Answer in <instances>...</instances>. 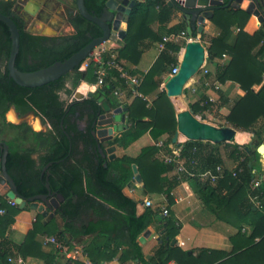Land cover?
Here are the masks:
<instances>
[{
    "label": "trees",
    "instance_id": "trees-1",
    "mask_svg": "<svg viewBox=\"0 0 264 264\" xmlns=\"http://www.w3.org/2000/svg\"><path fill=\"white\" fill-rule=\"evenodd\" d=\"M84 1L90 14L96 17L101 15L106 0ZM12 6L13 1L0 0V13L11 16L19 29V53L15 66L23 72L35 71L48 67L54 62L63 61L94 38L102 35L97 25L78 13L69 19V24L74 29L71 35L52 38L29 35L23 30L17 15H13ZM174 11L163 0L138 2L129 16L124 38L125 45L117 48V60L124 59L136 64L139 57L138 46L146 38H151L153 42H162L164 36L181 31L188 36H194L195 32L189 34L184 22L167 27ZM249 18L248 13L232 6L216 9L211 20L218 27L219 33L210 39L206 51L208 60L212 62L221 59L223 55L229 57L225 64L215 63L212 81L220 84L228 81L235 83L245 93L230 107L229 113L223 117L225 125L220 127H231L237 131L252 133V146L246 151L248 145L235 143L230 145L229 157L236 161L234 176L232 172L225 171L223 177L220 176L214 182L201 180L199 176L183 175L181 178L191 180L196 191L202 195L207 204L232 216V219L242 220L252 227L249 236L246 237L238 231L231 238L235 244L234 249L239 251L233 252L234 254L232 253L233 255L228 258V254L214 250L199 249L193 256L192 253L183 252L177 247H168L167 242L173 240L179 229L174 221L167 217L168 215L160 217L157 211L147 208L140 216H136V202L122 193L133 177L132 165H138L146 190H151L156 184L164 185L170 182L161 175L174 169L172 163L151 159L156 151L155 147L143 148L136 159L126 156L116 158L107 162L105 167L106 160L99 153V142L93 135L96 128L94 123L100 114V105L91 98L74 101L70 104L69 110L74 116L73 121L69 120L65 113L66 100L72 97L81 82L90 85L97 82V65L93 61L89 60L84 70L76 68L58 80L36 88L21 87L8 78L7 74L2 75L0 72V142H5L9 147L7 171L14 180L18 193L24 198L39 193L46 194V184L52 193L60 194L64 198L59 209V215L64 220L63 228L56 233L57 239L71 246L77 237L95 232L96 237L113 242L109 233L102 235L101 232L105 227L99 224H90L89 227L81 229H73L68 225L67 221L82 210L83 203L91 205L95 201L93 197H98L126 213L119 217L125 231L122 243L127 247L124 259L129 255L131 259H137L140 264H166L172 259L178 264H264V215L259 211V208H264V179H261L259 187L253 189L251 187V181L255 177L253 170L262 172L260 159L264 152V149H261L264 145V84L257 92L252 90L254 85L262 83L264 76V23L259 25L255 33L249 35L244 31ZM152 21H156L159 26L156 31L149 26ZM234 26L239 30L235 36H232L231 28ZM182 44L183 42L177 45L165 44L154 64L142 74L141 84L137 88L139 96L133 97L131 90L115 70L107 72L104 83L97 90L104 95L110 106L115 108L121 104L114 95L117 89L125 90L127 99L132 98L127 105V119L130 126L116 137L112 144L126 148L147 131L154 142L166 135V140L163 141L165 148L172 143L176 132L175 111L165 92L157 90L162 83L159 76L168 74L177 66V53ZM10 47L8 28L0 22V64L6 66ZM27 55L33 60L37 59V62L31 65L24 62L23 59ZM108 58V54L103 57L105 60ZM129 73L135 74L133 71ZM207 77L209 78V74ZM212 88L219 95V103L216 107L220 109L227 106L228 99L221 91ZM62 92L66 94L67 99H60ZM151 93L153 98L150 101L144 99V96H149ZM189 106L193 115L202 116L203 112L211 111L214 102L201 95L199 100L190 103ZM11 107L17 111L22 109V112L36 110L42 120L49 123L51 129L47 132H35L26 124L16 125L7 122L5 115ZM144 118L147 120H143ZM80 122L84 123V126H81ZM221 144L227 146L228 143ZM221 144L185 141L174 145L181 148V156L186 159V168L192 169L198 175L208 169L219 168L221 172L223 171L224 163L218 149ZM36 152L40 153V165L37 168L35 161L30 158V154ZM142 159L145 163H141ZM44 167L46 169L41 176ZM111 172L114 176L110 180ZM178 183L179 180L173 179L163 193L168 195L170 189ZM107 192L112 198L105 194ZM255 201L259 203L257 209H254ZM0 204L5 209V214L0 216V264H8V258L19 247L10 246L5 232L14 222V216L19 210L17 206L8 205L1 196ZM38 217L41 215L39 214ZM155 219L156 223H154ZM150 224L155 225L158 231H162V243L151 258L146 259L136 243V238ZM36 226L37 223H34V229L29 233L30 239L36 231ZM257 238L259 241L256 242ZM83 248L85 250L86 247ZM86 251L90 257L89 249L86 248ZM222 258L224 260L216 262ZM90 260L94 264H99L91 257Z\"/></svg>",
    "mask_w": 264,
    "mask_h": 264
},
{
    "label": "crops",
    "instance_id": "crops-1",
    "mask_svg": "<svg viewBox=\"0 0 264 264\" xmlns=\"http://www.w3.org/2000/svg\"><path fill=\"white\" fill-rule=\"evenodd\" d=\"M143 1L144 0H141L140 2ZM73 3L75 5V0H73ZM156 11H158V8H156ZM56 18L59 19L57 16ZM181 22L185 23L189 34L193 33V31L190 28V23H188V21H186L183 18L182 14H180L178 11H174L173 18L171 22L167 25V27L173 26ZM149 26L154 31H156L159 27L156 21H152L149 24ZM258 28H259V24L256 18L250 15V18L248 19L246 26L244 27V31L247 34L252 35L253 33H255V31ZM238 30L239 29L237 27L235 26L232 27L231 28L232 36H235ZM218 33H219L218 27L215 26L212 20H209L206 21V23L204 24L202 33L196 32L194 36H190V37H194L198 39L200 43L204 46L205 41L203 38L209 36L211 39L217 36ZM201 34H203V37H201ZM104 44L105 47L113 46L112 41H108ZM165 44L166 43H162V42H153L151 38H146L138 46L139 57L136 64L128 62L124 59L119 61L124 65V67L128 71H133L135 73L134 75L142 78V74L146 73L150 69V67L154 64L159 53L161 52L160 51L161 47L164 49ZM184 45L185 44L183 42L182 46L180 47V50L177 53L178 62L181 57V48H183ZM114 51L117 54V49H114ZM206 52L207 51H205V53ZM228 60L229 57L227 55H225V57L223 55L221 59L215 60L213 62L208 60L209 65L207 67L206 64L205 68L208 70V74H209V78L206 77V81L209 82L210 86L205 87L202 85L201 86L197 85L198 89L196 93L200 97L201 95H203L207 97L211 102H215L216 98H219V95L218 92L213 90L212 87L213 85L214 87L216 85L217 89L223 93L225 98L228 99L227 106L220 108L221 110L225 111L224 113L225 115L229 113L230 107L237 100L242 98L245 94L235 83L228 81L224 84H220L217 81L214 82L212 81L213 80L212 76L215 70V63L223 62V64H225ZM85 63L80 67V70L85 69ZM171 71L168 74H163L159 76V78L162 79V83L160 84V87L158 88L157 91L164 92L163 84L166 81V79L170 77ZM193 77L196 78V75H194ZM194 80L195 79L191 81L194 82ZM263 84H264V76L262 83L259 85H254L252 87V90L254 92H257ZM83 85L86 86L88 91H95L99 87L97 84L90 85L88 83L81 82L77 87L78 91L81 92L80 87ZM193 85H194L193 83L190 84V86ZM88 91H86L85 93H87ZM119 92H120V97L119 98L116 97V99L119 100V102L121 103L120 106L127 107V105L132 101V98L127 99L125 97V93H126L125 90H120ZM184 93H188L186 86L184 88ZM190 94L191 93L189 92V94L187 95ZM134 96L135 95H133V97ZM151 98H153V93H151L149 96H144V99H146L147 101H150ZM168 99L171 100V98ZM125 118L126 119L124 124L127 129L130 126V123L128 122L127 119V113L125 114ZM41 119L38 118L41 127H43L44 125L46 128H44V130H37V131L34 130L35 132H47L48 130L51 129L49 123L47 121L44 122ZM143 120H147V118H144ZM121 133L114 134V139L116 137H119ZM166 137H167L166 135H163L160 140L165 141ZM113 141L110 142V145H114L116 147L114 152L115 157L113 159H109L106 154V157L104 158L106 160L104 164L105 167L107 162L113 161L116 158H121L123 156L136 159L138 158L141 150L148 146H153L156 148V151L152 155L151 159L156 158V160L159 162L162 159L161 157L162 154L160 153V149L155 146L156 142L152 140L149 131L145 132L137 140L131 142L126 148H122L115 143L112 144ZM234 142L235 144L238 145L252 144L253 142L252 133L235 130ZM174 144L177 143H171L166 148L163 146L161 151L168 152L170 151V148H180L178 146L176 147ZM39 156L40 153L37 152L30 154V158L35 161L36 168L37 166L40 165ZM222 159L224 163V169L220 173L222 174L221 177H223L225 171L229 173L232 172L233 174V169L236 166V161L233 158L229 157V155L226 161L224 160L223 157ZM260 161L262 165V172L258 173L256 170H253V173L255 176L263 180L264 158H261ZM142 162L145 163L144 159L141 160V163ZM133 165L136 166L137 174L139 175L140 179L139 181L136 180L131 181L134 177V173H133V177L126 184V186H128V184L132 182L131 186H129L126 189L128 195L123 193V190L126 188V186L122 190V193L125 197L132 199L134 202H136V216H140L147 208L153 211H157L156 213L160 217L162 215L160 212L161 208H166L168 210L169 213L167 217L171 218L174 221V224L177 227H179L178 233L173 238V240H175V244L172 245L173 240H171V242H167L168 247L169 246L173 248L177 247L183 252L192 253L193 256L196 255L199 249L214 250L228 254L227 255L228 258L230 255L234 254L233 252L237 253L239 251L238 249L236 250L234 249L235 244H233L231 238L234 237L238 231H240V233L244 234L246 237L251 234L252 227L249 226V224H247L242 220H237V219L234 220L232 219V216L230 217L228 214H224V212H220V210L215 209L211 204H207L203 200L202 195L196 191L191 180L188 179L179 180V183L174 185L170 189L168 195L164 194L163 193L164 189L171 184V181L173 179L178 180L176 178L174 169L172 171H168L167 173L161 175V177H166V179L170 182L168 183L166 182V184L164 185L162 183L156 184L152 187L151 190H146L144 188L142 174L138 170L139 169L138 165L136 164ZM45 169L46 167L42 169L41 176L44 175ZM113 176L114 173L111 172L109 177L110 180L113 178ZM105 194L112 198V195L110 193L107 192ZM0 196L3 197L4 200H6V197L2 195ZM93 198L95 199V201L91 205L90 204L84 205V203L82 204L83 205L82 210H79L78 215L74 216L71 220L67 221L68 225H70V227L73 229H81L82 227H89L90 224H99L105 227L104 230H102L103 232H101L103 233L102 235H107L109 233L112 237L113 242H108V240H106L105 238L96 237L97 233L95 232L90 235L88 234V235L79 236L77 237L76 240L73 241L71 246L66 245L67 251L70 252V254L72 255V257L70 256L66 257L63 254L59 253L54 247V245L45 243L46 237L54 236V235H55L54 237H56V233L63 228L64 220H62V218L59 215V209L64 201V198L62 201H60L58 208L54 210V215L50 218L49 221H46L42 217H38L39 215L38 212L33 211L27 204L23 209H19L17 207L19 212L15 214L14 222L5 232V237L9 241L10 246L15 245L19 247L18 250L15 249L13 251V255H11L8 258V264H94L90 260V257L93 258L95 261H98L99 264H140L138 263L137 259H131L129 255L124 259V255L127 252L126 251L127 247L122 243L123 237L125 235V231L124 228L121 226L119 217L126 213L110 205L104 199L98 197H93ZM147 199L151 200L152 202L151 207H146L144 205V201ZM254 204H255L254 209H257V207H259V203L255 201ZM138 205H140L142 208L140 212L137 211ZM158 211L160 214L158 213ZM259 211L261 215H264V208L262 207L259 208ZM49 213H53V210H49ZM221 214H223L222 218H221ZM34 223H37L38 226H36V231L33 234L32 239H30L29 233L34 229ZM114 223L115 225H112ZM154 223H156V219L154 220ZM146 230H148L149 232L148 237H145V242L143 244L139 243L138 238ZM143 232L136 238V243L140 247L141 253L145 256V258L149 259L154 254V251L157 249V247L162 243V239H161L162 231L161 232L158 231L155 225L150 224ZM255 241L257 242L259 241V239L257 238ZM83 247L89 249L90 257L87 252L88 250L86 251V248L85 250H83L84 249ZM75 250L78 251L77 255L73 254ZM222 260H224V258L219 259V261L216 260V262L219 263ZM167 263L178 264L173 259L168 261Z\"/></svg>",
    "mask_w": 264,
    "mask_h": 264
},
{
    "label": "water",
    "instance_id": "water-1",
    "mask_svg": "<svg viewBox=\"0 0 264 264\" xmlns=\"http://www.w3.org/2000/svg\"><path fill=\"white\" fill-rule=\"evenodd\" d=\"M42 4L43 0H34ZM141 0H106L103 11L100 16L96 17L90 14L86 7L84 0H75L76 12L84 19L97 25L102 35L94 38L86 46L78 52L72 54L69 58L63 61H57L48 67L33 71L22 72L15 66V60L19 53L20 33L19 29L12 20L11 16L0 13V22L6 25L10 34L11 47L8 59L6 61V68L8 76L17 85L26 88H36L48 84L60 77L72 72L76 68H80L88 58V55L97 47L103 45L108 41L114 42L119 47L125 45L124 38L127 31V23L133 7ZM148 1V0H144ZM166 5L182 14L183 18L190 23V28L193 32L202 33L206 21L212 19L214 11L224 6H232L238 8L249 15L256 18L259 25L264 23V1L263 0H163ZM47 5L44 4V6ZM250 5V6H249ZM34 11H31V7ZM249 6V8H248ZM253 7V9H252ZM39 9L33 1H27L23 8L24 13L34 16ZM50 26H42L43 30L36 32H27L44 35L56 36L61 35L62 31L57 28H62L64 23L58 20L55 16ZM57 27L56 30L51 26ZM195 35V34H194ZM187 42L181 50V58L178 62V70L171 75L163 84V90L168 98L180 97L184 93L186 83L199 71L205 62V48L199 42L194 40ZM93 99L100 105V114L94 125L96 128L93 135L99 141L98 149L103 158L106 154L109 159L115 157L114 152L116 147L110 145L114 139V134L121 133L126 129L125 114L128 107L112 108L104 95L99 90L88 91L86 94L75 91L72 95V101H83L84 99ZM176 118V132L172 138V143L179 144V136H182L185 141H202L210 142L212 144L228 143L234 140L235 129L231 127H216L209 123L198 119L190 110L177 111ZM249 144L246 151H249ZM9 147L6 143L0 142V195L14 201L19 209H23L27 204L33 210L37 211L46 221L54 215V210L59 206L63 197L60 194H53L49 186L46 184V194H38L31 197L24 198L18 191L16 184L7 171L6 163L9 152ZM264 149V145L261 146ZM264 158V152L262 154ZM250 167V166H249ZM134 177L131 181H139L140 177L137 174L136 166L132 165ZM132 182L126 186L123 193L128 195L127 188L131 186ZM55 195V196H54ZM137 211H141L140 205L137 206ZM53 210V213H49ZM149 232L146 230L138 238L139 243L145 242V237H148ZM175 240L172 241V245Z\"/></svg>",
    "mask_w": 264,
    "mask_h": 264
},
{
    "label": "built area",
    "instance_id": "built-area-1",
    "mask_svg": "<svg viewBox=\"0 0 264 264\" xmlns=\"http://www.w3.org/2000/svg\"><path fill=\"white\" fill-rule=\"evenodd\" d=\"M193 38L188 36L185 32L181 31L179 33H171L169 35H166L162 39V43H172V44H180L184 42L186 44L187 42L192 41ZM194 40L199 41L198 39L194 38ZM200 42V41H199ZM105 44L101 45L100 48H98L96 51H92L87 58V61L85 63V67L87 66V63L89 60L93 61L97 65V82L96 84L98 86H101L104 83V77H106L107 72L110 70H115L118 73L119 78L123 81V83L131 90L132 95L139 96V93L137 92V88L140 86L142 78L138 77L136 75H132L129 73V71L124 67V65L117 60V54L115 53L114 49H117L119 46L116 45L113 42V46L105 47ZM116 46V47H115ZM184 48V47H183ZM181 48V50L183 49ZM163 48L161 47L160 51H162ZM108 54V59H103L104 55ZM225 57V55H224ZM220 64H223V62ZM178 70V66L174 67L170 73V76L175 74ZM208 74V70L205 68V65H203L199 71L195 74L196 78L193 82V86L187 87V91L191 94L197 93V85L198 86H205L209 87L210 84L208 81H206V77ZM214 87V85H213ZM217 89L216 85L214 87ZM120 90L117 89L114 91V95L116 97H120ZM155 146L160 149V153L162 154V161L164 163H172L174 165V171L176 178L180 180L183 175H187L189 177L199 176L201 180H210L211 182H214L216 179H218L220 176H222L221 171L219 168H215V170H205L202 173H198L196 175L192 169L188 170L185 166L186 159L181 156V148H170V151L168 152H162L161 149L163 148V140H159L156 142ZM254 174V173H253ZM261 179L257 176H255L251 181V187L257 188L260 185ZM6 202L10 206H16L13 200L6 198ZM144 205L146 207H151L152 202L151 200L147 199L144 201ZM168 210L166 208H161V214L163 216L168 215ZM5 214V209L0 204V216ZM45 243H49L54 245L56 250L63 254L66 257H72L70 252L67 251V247L64 241H61L57 239L54 236H48L45 238ZM74 255L78 254V251H74ZM170 264V263H167Z\"/></svg>",
    "mask_w": 264,
    "mask_h": 264
},
{
    "label": "flooded vegetation",
    "instance_id": "flooded-vegetation-1",
    "mask_svg": "<svg viewBox=\"0 0 264 264\" xmlns=\"http://www.w3.org/2000/svg\"><path fill=\"white\" fill-rule=\"evenodd\" d=\"M10 1H13V6H12V11H13V15H17V17L20 19L18 20L19 23L22 24V27H23V30L29 34V35H35V36H44V35H36V34H33V33H30V32H27V30H30L31 32H36V31H39V30H43V28L41 27L42 26H50V23L52 22V17H54L55 13H52L53 11H55L57 8H59L61 6L62 8V11L64 12V15H65V19H62V18H59L58 20L62 21L64 23V25L67 23L68 26H70L69 24V19L74 15L76 14V9L73 10L71 9L69 6L65 5L63 3V0H43L42 4L37 2V1H34V0H29V1H33L34 4L36 6L39 7V9L36 11L35 15L34 16H31V15H27V13H24L23 11V8L25 7V3L28 1V0H10ZM44 6V4H46ZM34 7L32 6L31 7V11H34L33 9ZM56 17V16H55ZM53 24V23H52ZM55 24V23H54ZM53 24V25H54ZM63 25V28L65 27ZM37 26V27H36ZM53 29L56 30V26H51ZM71 27V26H70ZM63 28L61 29L60 27H58L57 29L62 31V34L61 35H56V36H45V37H48V38H52V37H59V36H64V31H63ZM72 28V27H71ZM73 30V33H74V29L72 28ZM72 33V34H73ZM24 62H26L27 64H34L37 62V59L33 60V58L30 56V55H27L24 59H23ZM39 70V69H38ZM36 71V70H35ZM0 72L2 75H6L8 76V72H7V68L5 66V64H0ZM23 72V71H22ZM33 72V71H31ZM9 78V76H8ZM60 99L61 100H65L67 99V96L66 94H64L63 92L60 94ZM74 102L72 101V97L68 100H66L65 102V113L67 114V116L69 117V120L72 122L73 121V115H71V113H69V110H70V104ZM10 110H13L15 116L17 117V119H19L20 122L18 123H12V124H26L27 126H31L28 122H27V118L30 117V118H40L41 119V116L39 114V112H37L36 110H30V111H24L22 112L21 110L17 111L14 107H11L8 109V111L6 112V114L10 111ZM6 116V115H5ZM42 120V119H41ZM85 120V118H84ZM81 126H84V124L82 122H80ZM33 131L34 129L32 127H30Z\"/></svg>",
    "mask_w": 264,
    "mask_h": 264
},
{
    "label": "rangeland",
    "instance_id": "rangeland-1",
    "mask_svg": "<svg viewBox=\"0 0 264 264\" xmlns=\"http://www.w3.org/2000/svg\"><path fill=\"white\" fill-rule=\"evenodd\" d=\"M14 1H16V0H14ZM63 3L65 5H67V6H69L73 10L76 9V7H75V5L73 3V0H63ZM52 13H55V15L58 18L65 19V15H64V12L62 11L61 6L59 8H57L55 11H53ZM64 26H65L64 28L62 27L63 28V31H64V35H71V34H69V33H72L71 27L68 26L67 23ZM203 39L205 41V45L204 46H205V51H206V49L210 45L209 44L210 43V37L208 36V37L203 38ZM98 48H100V46L97 47V48H95L94 51L97 50ZM206 64H207V67H208L209 64H208L207 52L205 53V62H204V65L206 66ZM193 79H195V78L192 77L191 80H193ZM191 80L187 83L186 88L188 86H190L191 83H193V81H191ZM80 88H81V92L82 93H85L86 91H88L85 85L81 86ZM77 90H78V88H76L75 91H77ZM187 94H189V92L188 93H183V95L181 96V99H180L181 101L180 102L178 100L175 101L173 98H171L170 101L173 103L172 106L174 108L175 113L177 111H179V110L175 109L174 102H175L176 105H179V103L181 104V106H182L180 108L181 110H190L189 104L190 103H193V101H197V100L200 99V96L198 94H193V95H191V94L190 95H187ZM218 103H219L218 98H216V100L214 102V106L211 109V111H205V112H203L202 113V116L201 115H195V116L198 119H200L201 121L206 122V123H209V124L214 125L216 127L224 126L225 125V121H224L223 117L225 116V114H224L225 111L224 110H221V109H219V108L216 107V106H218ZM5 118H6V121L9 122V123H18V122H20L19 119H17V117L15 116V114H14L13 111H9L6 114ZM26 120L31 125L30 127H32L36 131L37 130H44V128H46L44 125H43V127H41V125H40V123L38 121V118L37 119L36 118H33V119L32 118H27ZM178 139H179L180 143H182V142L185 141V139L182 136H179ZM233 143H235L234 140H232L231 142H228L227 146H225L223 144L219 145V148L218 149H219V151H220V153H221V155H222V157L224 158L225 161L228 159L230 145L233 144Z\"/></svg>",
    "mask_w": 264,
    "mask_h": 264
},
{
    "label": "bare ground",
    "instance_id": "bare-ground-1",
    "mask_svg": "<svg viewBox=\"0 0 264 264\" xmlns=\"http://www.w3.org/2000/svg\"><path fill=\"white\" fill-rule=\"evenodd\" d=\"M180 58H181V57H180ZM189 81H190V80H189ZM189 81H188V82H189ZM188 82H187V83H188ZM187 83H186V85H187ZM186 85H185V86H186ZM173 99H174L175 101L178 100V101L180 102V101H181V100H180V99H181V96H180V97L173 98ZM174 105H175V107H176L177 110L182 111V110L180 109V108L182 107L180 103H179V105H176L175 102H174ZM182 105H183V104H182ZM6 165H7V164H6ZM12 166H13V165H12ZM39 194H40V193H39ZM54 236H55V235H54ZM45 237H46V236H45Z\"/></svg>",
    "mask_w": 264,
    "mask_h": 264
}]
</instances>
